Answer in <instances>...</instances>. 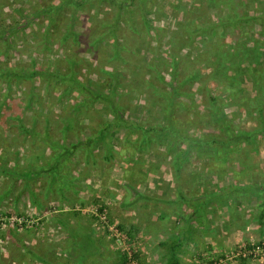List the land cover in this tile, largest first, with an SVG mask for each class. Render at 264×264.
Listing matches in <instances>:
<instances>
[{
  "label": "rangeland",
  "instance_id": "1",
  "mask_svg": "<svg viewBox=\"0 0 264 264\" xmlns=\"http://www.w3.org/2000/svg\"><path fill=\"white\" fill-rule=\"evenodd\" d=\"M73 1L76 8L53 10L60 0H0V73L4 67L40 73L33 80L10 76L7 84L0 77V264H109L123 248L136 250L142 264L174 258L209 264L232 252L224 264H264V136L222 150L228 157L221 164L201 157L214 152L206 140H222L230 125L259 127L264 62L256 60L264 61V0H150L146 13L133 0L126 8L130 20L121 15L116 27L124 44L118 57H112L116 43L108 32L115 7L105 0ZM49 5L52 10L44 11ZM218 21L226 34L219 27L212 37L200 35ZM114 68L122 75V113L158 129L164 113H172L194 143L207 146L198 147L200 158L190 154L175 172L172 151L147 143L133 127L115 131L110 158L92 143L88 151L67 150L54 166L64 143L84 141L108 119L105 104L74 90L71 77L99 92L110 88L106 71ZM194 72L199 78L188 80ZM208 94L227 124L210 117ZM19 219L24 226L15 224ZM52 223L66 236L65 223L88 230L84 239L95 249L78 243L66 250L64 238L60 259L63 234L55 236ZM139 223L169 224L152 239ZM116 224L139 229L130 242L117 241Z\"/></svg>",
  "mask_w": 264,
  "mask_h": 264
},
{
  "label": "trees",
  "instance_id": "2",
  "mask_svg": "<svg viewBox=\"0 0 264 264\" xmlns=\"http://www.w3.org/2000/svg\"><path fill=\"white\" fill-rule=\"evenodd\" d=\"M89 1H93V0H82L83 3H88ZM100 1V0H99ZM132 1L133 0H105L106 4H109L110 6H114V12L115 14L113 15V19H114V23L112 25H110V29H108L109 31V35H111V37L114 39V43H116V47L114 48L115 54H112V57H118V53L119 50L121 48H123L124 44L118 43V33H117V28L118 27V22L121 18V15L123 17H125V20H130L129 17V12L126 10L127 7L132 5ZM140 2V4H142L143 6V12L146 13V6L147 3L150 2V0H138ZM71 4H73V7L76 8L77 5H79L78 3H75L73 0H60V2H58L57 6L54 8L53 5H49L47 8L44 9L45 10H52L51 7H53V10L55 9H61L63 7H67L70 6ZM75 11H73V16L76 13V9H74ZM73 23V17L72 20L70 22V24ZM225 23L223 24V22H217L215 25L210 26L209 28L207 27H203V29L200 32V35H207L208 37H212L213 36V29L215 28H221V32L222 34H226L225 31ZM68 26V25H67ZM69 28V26L67 27V29ZM213 28V29H212ZM211 30V33H210ZM198 33V32H197ZM3 34V32H2ZM5 37V36H4ZM195 36L192 35V38H194ZM3 38V36L1 37ZM78 37H75L74 43H77ZM264 41V39L262 40ZM99 39H95L94 41H92V47H95L96 45H98ZM257 63H261L264 62L262 61V59H260V61L256 60ZM137 63H134L133 65H135ZM264 67V63L262 65ZM138 66H133V69H137ZM28 69H24V70H19L17 71L16 69H10L8 67H4L3 72L1 71V75L0 77L3 79V82H8L10 76H16V78L18 80H22V79H29V80H33L34 78H36L40 73L38 71H27ZM17 71V72H16ZM132 71V69H131ZM121 70L119 68H114L112 69V71H106V74L108 76V78L110 79L111 83H110V88L109 89H105L103 91H99V92H92L88 89V87H85V85L78 79H75L74 75L71 77L72 79H74V81L72 82L73 85V89L76 90L79 93H83L84 91H86L87 94L91 95V98H93V100H99L101 101L103 104H105V106L108 109V114H107V118L106 121L104 122V124L100 125V127L97 128V130L95 131V133H93L92 135L88 136L84 141L83 140H79L77 143H72L69 146L65 145V143L63 144L62 147V151L57 153V156L55 158V164L54 166H56V164L59 163V159L63 156L64 152H67V150H70V152L74 149L78 150L79 148H81V150L83 148H85L86 150L89 149L90 145L92 143H97L99 146H101L103 149H106V155L105 158H110L111 157V151H112V145L114 144L113 141L115 140V138H113L115 131H126V129H130V128H136L135 132H138V134L142 133V136L144 137V140L149 144L151 142L154 143H159V144H165L170 151H172V164L174 166V171L178 172L180 170L181 167V161L183 159H187V156H190V154L194 155L195 158H200V150L198 147H202L203 149L204 145L201 143H197L195 141L192 140V137H189L191 135H189V128L185 127L183 125H181L182 121L173 117L172 113H164V118H165V124L160 125V128H155V127H148V128H144V126L142 124H139L138 122L134 121L133 119L125 116L122 112H123V107L121 105V93L118 91V87L121 83L120 78L122 77L121 75ZM175 76V75H174ZM199 73L198 72H194L193 74L189 75L187 78L188 80L194 81L197 80L199 77ZM162 77V75H161ZM255 78V82H258V78L254 75ZM88 91V92H87ZM90 91V92H89ZM177 92V91H176ZM184 93H186V91L181 92L180 94L181 96H184ZM92 100V99H91ZM208 101H209V114L210 117L216 122L217 125H224L227 124L225 123V113L224 111L220 110L218 108V106L216 105V97L214 95L208 94ZM258 113L261 112V115H259V127L254 128L252 130L249 131H242L241 129H238L236 126H231V132H229L227 135H225L223 137V139L219 140L216 136L207 139V145L213 147L214 152L209 154L207 153V151H204V154L201 155V157L208 156L211 158L210 161H212L213 163L215 162H220V161H224L225 158H227L228 156H226L227 154L225 152H222V150H227V151H233L234 147L232 145H235L237 142L241 141V142H254V144L258 141V139H260V137L264 136V114L263 111H261L260 108L257 109ZM21 127L24 128V130H26L28 132V129L26 128L25 125H23L22 123ZM232 132L234 133V135L231 136ZM35 135H37V133H34ZM230 135V137H229ZM33 137V135H32ZM140 137V136H139ZM124 139V137H123ZM166 140L170 141L173 143V145H169V143H166ZM65 142V141H64ZM177 143L183 144L185 145V148H179ZM106 145L108 146V149L106 148ZM257 145V144H256ZM207 147V146H206ZM88 151V150H87ZM189 152V153H188ZM202 153V152H201ZM223 155V158H219V156ZM208 160V159H207ZM53 166V167H54ZM262 187H264V185H262ZM177 193L180 194L179 196H183L182 192L179 189H176ZM179 199H184V198H179ZM133 202V201H132ZM129 203V202H128ZM100 213H102L105 216V210H106V206H103L102 208L99 209ZM106 218V217H105ZM109 222V221H108ZM111 222V221H110ZM112 223V222H111ZM114 227L118 230L121 231L126 238H128L129 240L133 239L138 231V227H135L134 225H129V227L125 228L123 226V224H116L114 225ZM83 235H85V233H83ZM89 238V236H87ZM89 242V241H87ZM25 247V246H24ZM27 248V247H26ZM25 248V249H26ZM28 250V248H27ZM30 252V251H29ZM31 255H33V257L35 256V252H30ZM34 253V254H33ZM117 253V255H115V259H113V261L110 264H131V261H134L135 264H142L140 262L141 258L139 257V253L137 251H134V253L132 254V256H129L127 251L125 250H119L117 249L115 251V254ZM175 256V255H174ZM173 256V257H174ZM172 257V258H173ZM171 264H180L179 261L174 258L171 260Z\"/></svg>",
  "mask_w": 264,
  "mask_h": 264
},
{
  "label": "crops",
  "instance_id": "3",
  "mask_svg": "<svg viewBox=\"0 0 264 264\" xmlns=\"http://www.w3.org/2000/svg\"><path fill=\"white\" fill-rule=\"evenodd\" d=\"M215 163H218V164H221V162H215ZM220 171H222L221 169H219ZM218 171V170H217ZM212 172H210V171H208L206 174V177H208L210 174H211ZM176 192H177V190H176ZM141 197H143V196H141ZM144 197H145V195H144ZM49 224V223H48ZM168 224L169 223H139V225H140V227L142 226L143 227V229H145L146 231H148L149 232V234H150V237H152V239H153V231H155L156 229H160V228H167V226H168ZM52 225H54L55 226V228L56 229H58V231H57V234L55 235V236H60V235H62L63 234V236L62 237H59V244L61 245V252L60 253H57L58 255L59 254H63V248L65 247L66 248V250H67V247L68 246H76V245H78V243L80 244V245H85V247L86 246H88L89 247V250H90V248H92L93 247V250L95 249V247L93 246V240H91V239H89V242H87L88 241V239H84V236H91L90 234H89V231L88 230H83L82 228L83 227H81V226H77V225H75L74 223H65L64 224V226H63V228L64 229H67L66 230V233H67V236L66 235H64V233L63 232H61L62 234H60V232L59 231H62V226H61V224L60 223H52ZM83 233H85V235H83ZM169 235H172V233H166V236H169ZM49 236L50 235H47L45 238H49ZM64 236H66V237H64ZM175 236H176V240H178V243L180 244L181 243V238H178V237H181V234H179V235H176L175 234ZM184 237H186V239H187V235H186V233L184 234ZM65 238V241H66V243L65 244H63V248H62V244H61V239H64ZM46 240H48V239H46ZM54 241H56L55 239H53ZM183 242V241H182ZM85 247H83L82 246V250H86L85 249ZM91 251V250H90ZM85 252V251H84ZM175 252H176V250H171V252H169V255L170 256H174V254H175ZM50 255H52V253H51V251L50 252H48ZM62 254L61 255H59V258L62 256ZM85 258H89L91 255H92V253L90 252V253H84V254H82ZM61 259V258H60ZM77 261V260H76ZM112 262V261H111ZM110 262V263H111ZM45 264H52V263H50V262H44ZM109 263V264H110ZM75 264H77V263H75ZM83 264H85V263H83Z\"/></svg>",
  "mask_w": 264,
  "mask_h": 264
},
{
  "label": "built area",
  "instance_id": "4",
  "mask_svg": "<svg viewBox=\"0 0 264 264\" xmlns=\"http://www.w3.org/2000/svg\"><path fill=\"white\" fill-rule=\"evenodd\" d=\"M104 217L105 216H103V214H102V218H104ZM15 224L18 225V226H22V225L24 226L25 225V223H22V220L21 219L17 220V223H15ZM106 225H107V223H106ZM107 228H109V227H107ZM114 230H115V235L117 236V237H115L117 239V241H124L126 239V241L128 240L127 241V243H128V242H130L132 240V239L129 240L128 238H126V236L121 231H118L116 228ZM123 250L127 251V253H128L129 256H132V254L134 253V251H136L134 249H132V251H128L126 248H123ZM249 253H252V250H250ZM236 254H238L239 256H241V255H245V252L244 253H241V251H239ZM234 255H235V253H233V252L231 253V255H228V254H225L224 255V254H222L218 259L212 260L209 264H224L230 258H233ZM130 263L131 264H135L134 261H131Z\"/></svg>",
  "mask_w": 264,
  "mask_h": 264
}]
</instances>
